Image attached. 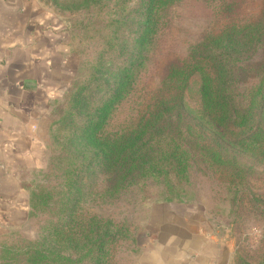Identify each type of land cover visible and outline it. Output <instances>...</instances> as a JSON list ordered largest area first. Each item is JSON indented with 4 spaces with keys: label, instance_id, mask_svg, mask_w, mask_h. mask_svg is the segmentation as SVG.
<instances>
[{
    "label": "trees",
    "instance_id": "obj_1",
    "mask_svg": "<svg viewBox=\"0 0 264 264\" xmlns=\"http://www.w3.org/2000/svg\"><path fill=\"white\" fill-rule=\"evenodd\" d=\"M182 1L80 0L64 8L86 14L83 36L95 49L77 68L66 96L54 103L47 130V150L56 130H69L58 143L60 162L51 155L44 173L48 178L61 168L60 196L45 188L30 193L27 220L40 213L54 218L41 239H27L20 229L0 236V264L109 263L110 245L128 236L123 228L90 217L88 226L65 233L77 223L84 179L92 180L89 188L103 199L146 187L156 189L161 203H187L197 170L223 179L234 204L254 162L264 157V144L257 147L264 140V0L244 18L236 15V0H203L217 26L184 58L169 61L151 97L137 99L123 123L112 127L119 109L135 97L150 51L169 26L170 10ZM194 75L200 77L201 113L211 135L185 107ZM231 264H264V254L251 263L238 258L236 246Z\"/></svg>",
    "mask_w": 264,
    "mask_h": 264
},
{
    "label": "crops",
    "instance_id": "obj_2",
    "mask_svg": "<svg viewBox=\"0 0 264 264\" xmlns=\"http://www.w3.org/2000/svg\"><path fill=\"white\" fill-rule=\"evenodd\" d=\"M78 59L62 17L41 0H0V236L27 223L33 182L47 165L53 105ZM138 264H231L226 221L195 203H158Z\"/></svg>",
    "mask_w": 264,
    "mask_h": 264
},
{
    "label": "rangeland",
    "instance_id": "obj_3",
    "mask_svg": "<svg viewBox=\"0 0 264 264\" xmlns=\"http://www.w3.org/2000/svg\"><path fill=\"white\" fill-rule=\"evenodd\" d=\"M41 1L44 6L64 19L77 55L78 68L84 60L90 58L95 49V44L86 41L83 36L86 33L83 24L86 14L81 10L70 13L64 10L71 3H78L80 0ZM261 1L236 0L240 6L236 15L238 14L239 18H244L253 14L261 5ZM206 6L203 0H184L170 10L168 14L169 26L150 51L149 61L138 79L135 97L119 109L118 115L112 120V127L116 128V125L120 126L123 123L132 110V103H138L137 99L141 102L142 99L151 97V93L162 80V70L169 61L184 58L188 48L198 41L204 32L217 26L218 21H215V18L212 17L213 12ZM260 57L261 55L258 58ZM77 76L78 72H76L75 80ZM199 90L200 77L194 75L190 79L184 95L185 107L190 116L202 122L207 133L211 135L212 128L202 117ZM68 131V129L67 131L56 130L51 140L49 137L47 162L51 155L55 157V161H53L55 164L60 162L57 159V153L61 154L58 152V143L68 135ZM262 144H264L263 139L258 141L257 147L261 149ZM262 150H264V146ZM248 155L249 153H246L251 164ZM247 159L245 160L247 161ZM60 171L61 168L56 167L48 178L44 177V173L39 174L33 182L31 192L41 188L54 189L59 197ZM252 173L246 176L244 184L239 188L236 201L232 204L233 192L227 190L223 179H219L212 173L205 174L202 171L194 170L186 200L187 203L203 205L212 218L224 219L229 225L235 248L237 246L238 258L255 263L264 254V157H260L254 162ZM89 181L92 180L84 179L81 183L77 223L67 227L65 233L74 231L77 233L76 230L79 231L80 226H88L89 222L87 221L90 217L108 222L111 227L115 225L118 228H123L122 233H127L128 236L110 245L108 264H138L140 247L147 241L145 229L150 209L153 205L161 203L159 197L154 195L156 189L145 187L118 200L103 199L100 198L97 191H92L89 188ZM102 182L103 179L98 178V183H94L101 187L103 186ZM50 214L40 213L36 217L29 218L24 227L18 231L27 239H41L47 233L44 229L46 223L54 218V216L50 217Z\"/></svg>",
    "mask_w": 264,
    "mask_h": 264
}]
</instances>
